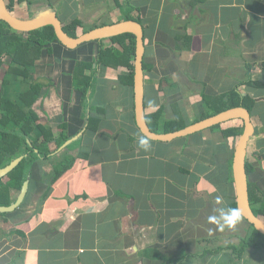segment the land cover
I'll use <instances>...</instances> for the list:
<instances>
[{
  "label": "crops",
  "instance_id": "0c3cea01",
  "mask_svg": "<svg viewBox=\"0 0 264 264\" xmlns=\"http://www.w3.org/2000/svg\"><path fill=\"white\" fill-rule=\"evenodd\" d=\"M17 1L11 12L16 18L54 13L62 25L76 19L83 25L77 35L138 16L144 31L145 114L161 111L159 134L170 121L180 120L184 128L198 122L204 96L236 88L246 93L240 84L261 77L264 0H128L135 12L118 7L126 0ZM65 63L61 69L68 71ZM50 71L36 70L34 78L49 84L34 109L57 135L75 115L62 107L67 92L57 91L58 80H66L58 69ZM122 71L98 69L97 91L89 98L103 112L86 114L100 121L96 130L87 132L86 123L75 147L53 144V154L41 162L48 195L37 209L43 196L34 191L25 209L1 226L0 264H163L186 255L195 256L192 264H227L230 253L234 258L227 248L237 244L229 239L239 236L228 230H245L244 221L229 211L218 175L232 161L237 121L169 143L143 140L129 91L117 83ZM252 96L260 141L264 90ZM75 102L72 96L69 107ZM253 157L263 170L262 146L253 148ZM218 248L224 251L210 253Z\"/></svg>",
  "mask_w": 264,
  "mask_h": 264
},
{
  "label": "trees",
  "instance_id": "16d2710c",
  "mask_svg": "<svg viewBox=\"0 0 264 264\" xmlns=\"http://www.w3.org/2000/svg\"><path fill=\"white\" fill-rule=\"evenodd\" d=\"M24 1L28 4V0H18L16 3ZM117 5L122 10L124 7L135 12L128 0L122 3L118 2ZM13 7L14 0H9L8 10L13 12ZM123 20L141 22L138 16L133 17L131 15H125ZM79 27L83 28V25L75 19L64 24L63 30L70 37L76 38L79 36L77 35ZM96 27L98 26L91 29ZM134 52L135 37L131 34L85 43L75 50H70L57 40L52 26H46L28 33H20L0 21V69L2 66L7 67L0 83V169L9 165L13 160L23 157L12 172L0 179V206H10L15 201L17 197L15 195H18L24 182L29 180L28 193L23 203L12 213L0 214V229L2 225L8 224L10 218H14L15 215L25 209L34 191L40 192L43 196L38 202L37 209L40 208L44 198L48 195L43 192L45 186L42 184L41 162L48 160L53 154L50 144H56V148H60L66 141L80 133L86 123H88L87 132L96 130L100 121L92 116L86 118V114L87 111L90 113L93 111L103 112L101 107L91 105L89 98L92 91H97V83L94 78L100 67L123 70L118 75L117 83L118 86L127 88L129 91L134 118L132 97ZM65 62L69 64L68 71L61 69L66 64ZM45 69L48 70L46 75L53 73L50 70L58 69V75L63 76L66 80L64 84L62 80H58L57 89L58 92L59 88L67 92L64 95L65 100L62 107L75 115L72 116L69 123L63 122L59 126L57 135L48 124L41 122L40 114L34 109L36 102L46 95L44 92L45 84L41 82L43 79H35L34 75L36 70L45 71ZM248 72L249 68L247 74ZM240 86L247 88L246 93H241L236 88L220 96H204L202 101L204 112L198 121L237 107L246 108L253 117V108L257 103L252 96L253 91L264 90V63L259 80L252 81L249 78V81L243 82ZM72 96L76 102L69 107ZM160 113V110H156L146 114L148 127L154 133L159 132ZM236 121V129L241 134L243 123L241 120ZM252 121L254 122V119ZM221 126L217 125L211 129H220ZM182 129H184V125L180 124V120L177 122L170 121L165 124L163 132L170 133ZM257 136L258 132L256 131L249 141L251 149H248L250 152L248 151L246 160V175L250 207L256 217L264 220V171L255 166L252 161L255 146H262L264 153V139L258 141L255 139ZM81 140L82 138L67 148L75 147ZM233 151L234 148L230 151L231 156ZM231 167L232 161L230 160L227 171L222 172L221 177L220 174L218 175V182L222 181L226 186L224 189L228 191L224 197L228 200L229 211L238 214ZM220 186L218 185V187ZM240 219L250 227L251 232L245 238L240 239L237 246H228L227 251L232 252L234 258L231 259L229 256L228 261L225 262L228 264V262L232 263L233 261H244L250 250L260 253L262 264H264V236L243 218L240 217ZM222 251H224L222 248H218L210 251V253L217 255ZM194 257L186 255L179 259L167 260L163 264H192Z\"/></svg>",
  "mask_w": 264,
  "mask_h": 264
},
{
  "label": "water",
  "instance_id": "95a60500",
  "mask_svg": "<svg viewBox=\"0 0 264 264\" xmlns=\"http://www.w3.org/2000/svg\"><path fill=\"white\" fill-rule=\"evenodd\" d=\"M0 21L8 25L12 30L20 33H28L39 30L46 26H52L57 40L67 49L74 50L79 46L101 41L124 34H131L135 37V52L133 60V111L136 127L140 135L147 140L169 143L175 139L184 138L217 125L225 124L233 120H241L243 123L242 133L240 134L232 155V180L235 193V202L238 215L250 224L258 233L264 236V220L256 217L250 207L248 196V184L246 175V160L248 144L255 134V127L252 122L251 113L244 107H237L225 110L214 116L200 120L182 130L170 133L152 132L146 121L144 107V31L142 25L134 20H122L116 23L107 24L89 30L76 38L70 37L63 30V25L58 16L54 13L41 15L31 20H21L16 18L7 8L5 0H0ZM81 136H77L66 141L62 148L69 146ZM23 157L13 160L9 165L0 169V179L6 177L22 161ZM29 180H26L19 191L15 201L7 207L0 206V214L14 212L25 200L28 193Z\"/></svg>",
  "mask_w": 264,
  "mask_h": 264
},
{
  "label": "rangeland",
  "instance_id": "374dc122",
  "mask_svg": "<svg viewBox=\"0 0 264 264\" xmlns=\"http://www.w3.org/2000/svg\"><path fill=\"white\" fill-rule=\"evenodd\" d=\"M105 23V22H104ZM88 28V27H87ZM6 66H2L1 67V69H0V83H1V78H2V76L4 75V72L6 71ZM42 83H45L46 85H48L49 84V82L47 81V80H45V79H43L42 81H41ZM1 85V84H0ZM58 91V90H57ZM62 92V90H60V88H59V93H61ZM51 96H53V98H56V95H55V93L54 94H51ZM56 101H57V99H56ZM241 133H242V131H241ZM239 136H240V134L238 135V138H239ZM237 138V139H238ZM236 140V139H235ZM54 147V145H53V143L52 144H50V149L51 148H53ZM263 170H264V165H263ZM264 175V174H263ZM16 194V193H15ZM14 194V195H15ZM15 196H17V195H15ZM243 224V226H244V229L245 230H240L239 229V231H238V233L235 231V229H231V228H229V230H228V232L230 233V235H232V234H237V236H239V238H236V235L234 236V238H230L229 240L230 241H233L235 244H237L238 245V243H239V241H240V239H241V237H246L247 235H249V233L251 232L250 230V227L248 226V225H246L244 222L242 223ZM244 232V233H243ZM232 239V240H231ZM234 243H232V244H234ZM223 245V244H222ZM250 251V250H249ZM248 251V253L246 254V256H245V259H244V261H241V262H232V263H230V262H228V264H262V258H261V255H260V253H255V252H253V251H250L249 252ZM229 256H231V253H230V255ZM224 260H226V259H224ZM227 261H228V259H227Z\"/></svg>",
  "mask_w": 264,
  "mask_h": 264
}]
</instances>
